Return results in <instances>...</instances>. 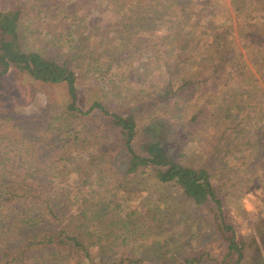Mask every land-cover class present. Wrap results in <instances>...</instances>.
Returning a JSON list of instances; mask_svg holds the SVG:
<instances>
[{
    "label": "trees",
    "instance_id": "obj_1",
    "mask_svg": "<svg viewBox=\"0 0 264 264\" xmlns=\"http://www.w3.org/2000/svg\"><path fill=\"white\" fill-rule=\"evenodd\" d=\"M31 1L28 5L29 1L24 4L25 0H18V5L8 19L0 24V82L17 71L33 81L66 87L67 102L53 104L51 113L42 117L44 121L61 118L82 121L90 118L93 112L101 111L109 117L111 129L115 133L113 140L117 136L119 138L117 147L128 154L126 175L143 176L149 173L159 184H165L162 191L165 188L169 191L171 189L177 196L182 189V194L198 205L207 204L210 199L219 202V206L223 202V193L220 191L223 184L218 179L219 166L213 173L210 166H207L220 154H225L226 163L237 161L242 168L264 171V90L254 78L250 67L253 65L264 76V0H252L263 15L258 20L243 11L242 7L237 8L236 29L247 59L242 52L236 51L238 47L234 43V36L222 24L219 33L213 36L212 44L204 52L196 48L189 49L186 43L179 44L177 41L190 38L189 41L198 45L203 36L202 28H186L185 33L183 29L180 33L169 28L171 36L169 39L165 37V42L173 47V51L159 58L167 85L161 89L156 101L173 103L185 96L193 98L189 104L191 113L186 117L189 125L186 134H193L189 132L191 128L196 131L205 127L203 139L206 140L205 147L209 156L205 164L198 167L188 163L186 157L182 159L187 165L173 157L160 142L148 146L149 156L136 153L133 148L138 131L136 116L133 113L119 114L103 100L105 96H95L93 106L88 110L79 106V85L85 83L91 87L92 82H96L100 76L105 78L106 74L97 65V58L94 60L95 53L85 57L82 46H78L86 43L84 48L90 46L93 49V40L97 39L95 27L90 33L91 42L86 39L78 43L80 31L76 23L82 21L84 16L96 12H121L132 18L133 24L126 26L135 32L136 29L141 30L145 20H151V15H154L148 7L150 2L163 3V12L156 16L166 23L171 19L179 23L176 28L182 26L185 20L176 11L186 9L189 12L191 4V14L201 3L205 4L204 9L208 13L204 9L198 10L196 15L199 16V22L205 20L218 23L223 20L220 14L227 9L224 0H178L175 11L169 9L172 0ZM116 25L119 26V23ZM198 30L200 33L196 34ZM32 33L36 35L37 50L26 49L24 35L31 37ZM133 38L138 40L136 36ZM76 47L80 48V52L77 51L73 60L70 57H73ZM232 68H239L244 73L242 77H246V84L252 80L256 86L243 94L245 101L236 108L238 115L233 112L234 119L230 122L222 121L217 128L218 132L213 134L208 127L216 119L221 121L227 113L223 111V100L231 97L229 85L234 74ZM13 118L9 116L6 120ZM53 124L61 125V122ZM2 134L0 125V139L9 133ZM88 134L87 138L93 136L90 132ZM70 143L75 149L79 148L82 137L76 135ZM105 155L111 157L108 152ZM90 158L87 165L82 159L73 162L72 168L68 164L70 174L67 180L73 178L74 181L66 195L61 194V198L67 196L62 206L51 198L34 200L28 184L0 186V228L3 229L0 233L4 236L0 245V264H141V259L133 258L127 249L143 235L142 230H137L131 218L133 212L129 209L127 199L112 192L109 188L113 187L109 183L108 186L105 184L115 179L113 176L105 177L109 167L107 161L102 163L103 167L96 161L98 156L92 154ZM67 161L69 163L70 159ZM62 162L67 165L65 160ZM231 167L234 166H228V169ZM126 175L124 180L128 178ZM0 176L14 182L16 172L5 170ZM48 177L52 183L58 181L54 176V181L50 175ZM115 181L123 190L122 181ZM176 196L171 193L166 198L175 199ZM146 208L151 210L149 206ZM221 214L219 207L217 216ZM43 216L49 217V220ZM219 229L226 231V227L221 225ZM233 239L230 241L231 248L239 251Z\"/></svg>",
    "mask_w": 264,
    "mask_h": 264
},
{
    "label": "rangeland",
    "instance_id": "obj_2",
    "mask_svg": "<svg viewBox=\"0 0 264 264\" xmlns=\"http://www.w3.org/2000/svg\"><path fill=\"white\" fill-rule=\"evenodd\" d=\"M16 1L13 9L19 3ZM27 1L29 5L31 0H25L24 4ZM177 2L178 0L169 2L171 11L176 10ZM224 3L227 9L220 14L223 20L219 24L205 20L199 22L196 14L198 10L205 8V4L201 3L193 14L189 13L192 12V4L189 12L186 9L177 10L178 15L185 18L179 28H176L179 23L172 19L168 23L159 20L156 14L163 12L165 5L156 2L148 4L154 13L151 20H145L142 29H136L135 32L128 30L126 26L133 24L132 18L121 12H96L84 16L82 21L76 23L77 30L80 31L78 43L86 39L91 42L90 33L94 27L97 39L93 40V49L90 46L84 48L86 43L78 46H82L85 57L95 53L94 60L97 58V65L106 76H100L96 82H92L91 87L85 83L79 85V106L88 110L93 106L95 96H105L106 98L102 97L103 100L119 114L133 113L136 116L138 131L133 143L136 153L149 156L148 146L160 142L178 160L184 162L182 157H186L187 162L195 167L204 165L209 159L206 140L203 139L205 127L196 131L191 128L189 132L193 134H186L189 128L186 117L191 113L189 104L193 98L185 96L173 103L156 101L161 89L167 85L159 58H164L166 52L173 51V47L165 42V37L171 36V30L181 33L183 29L185 33L186 28H202L203 36L198 45L189 41L190 38L177 41L179 44L186 43L189 49L196 48L199 52H204L212 44V38L219 33L222 24L234 36V43L238 47L236 51L242 52L247 59L236 29L237 8L242 7L243 11L257 20L263 15L252 0H224ZM204 12L208 13L206 9ZM10 13L0 16V24L8 19ZM199 33L198 30L196 34ZM35 36L34 33L31 37L24 35L27 50H37ZM74 50L73 57H70L73 60L80 48L76 47ZM250 67L254 78L264 90V76L253 65ZM232 70L234 74L230 80L229 99H233L223 100V111L227 113L221 121L216 119L208 127L213 134L218 132L217 128L222 121L230 122L234 119V113L238 115L236 108L245 101L243 94L256 86V82L252 80L249 84L244 82L246 77H242L244 73L239 68ZM262 93L264 98V91ZM67 100L66 87L33 81L17 71L1 80L0 125L2 135L6 132L9 134L0 139V173L5 170L14 171L16 176L13 177L14 182L0 176V186L28 184L33 191L34 200L51 198L62 206L67 196L61 198V194L66 195L74 181L73 178L67 180L69 168L78 159L89 164L90 157L95 154L99 157L97 163L102 164L105 160L108 163L105 177L113 176L123 183V190L118 187L115 179L105 184L108 186L109 183L113 187L109 188L112 192L127 199L129 209L133 212L131 218L137 230H142L143 235L127 249L133 258L141 259V264H264V171L242 168L237 161L226 163L225 154H220L207 166H210L212 173L219 166L218 179L223 184L220 186L223 202L219 206V202L210 199L207 204L198 205L187 199L182 194V189L177 196L170 188V191L166 188L162 191L165 184H159L149 173L143 176L126 175L129 167L128 154L117 147L119 138L117 136L113 140L115 133L111 129L109 117L101 111L93 112L90 118L82 121L67 118L50 119L48 122L43 120L42 117L51 113L53 104H64ZM9 116L14 118L6 120ZM57 122H61V125L53 124ZM85 131H89L96 139L93 136L87 138L89 132ZM76 135L82 137V144L75 149L70 141ZM106 152L111 157L107 158ZM102 166L105 167L103 164ZM228 166L234 167L228 169ZM48 175L51 179L54 176L58 181L52 183ZM125 175L128 176L126 180ZM171 193L176 196L175 199L166 198ZM147 206L151 208L150 211ZM219 207L222 214L218 217ZM43 217L49 220V217ZM220 225L226 227V231L219 229ZM1 230L3 229L0 228ZM14 237L13 235V239ZM231 238L235 239L239 251L231 248ZM3 239L4 236L0 233V245Z\"/></svg>",
    "mask_w": 264,
    "mask_h": 264
},
{
    "label": "crops",
    "instance_id": "obj_3",
    "mask_svg": "<svg viewBox=\"0 0 264 264\" xmlns=\"http://www.w3.org/2000/svg\"><path fill=\"white\" fill-rule=\"evenodd\" d=\"M16 4V0H0V16L8 15Z\"/></svg>",
    "mask_w": 264,
    "mask_h": 264
}]
</instances>
